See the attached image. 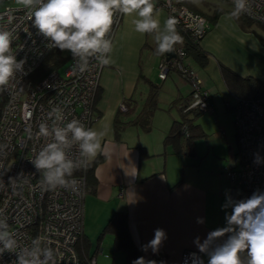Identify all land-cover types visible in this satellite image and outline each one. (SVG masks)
Listing matches in <instances>:
<instances>
[{"label": "crops", "instance_id": "1", "mask_svg": "<svg viewBox=\"0 0 264 264\" xmlns=\"http://www.w3.org/2000/svg\"><path fill=\"white\" fill-rule=\"evenodd\" d=\"M157 12L163 24L166 12L163 9ZM134 18L122 15L111 39L112 63L102 70L95 96L92 114L96 118L90 127L108 129L102 141L108 154H99L95 163H91L82 205L81 239L83 247H87V252H83L96 258L95 255L102 252V247L97 246L102 244L104 234L110 237L113 249V235L103 230L114 212L124 211L131 238L141 257L152 260L161 253L164 259L160 264H179L183 250L198 252L193 243L195 237L203 240L210 231L224 226L225 211L221 210V205L226 192H220L215 199L216 195L203 187L201 180L185 179L175 165L174 157L184 154L173 153L164 144V138L176 120L171 108L175 107L181 117L176 107L179 105L173 103L185 101L191 87L178 83L173 75L177 72L173 70L163 80L158 74L156 81L151 79L161 56L155 51L152 35L142 36L134 31ZM234 20L227 12L218 15L200 41L208 54L206 64L201 67L190 61L202 87L210 94L213 113L217 97L226 109L227 103L236 98L222 78L221 65L240 76L264 81V46L244 32H236ZM154 85L157 90L153 92ZM163 88L168 90L164 97ZM157 111L166 113L161 125ZM154 126L158 129L154 130ZM193 145L195 154V142ZM227 193L233 198L236 194ZM132 199L135 203H129ZM197 218L204 222L198 224ZM157 228L165 230L167 239L157 252L150 248L143 251L142 246L153 239ZM203 258L207 262V257Z\"/></svg>", "mask_w": 264, "mask_h": 264}, {"label": "built area", "instance_id": "2", "mask_svg": "<svg viewBox=\"0 0 264 264\" xmlns=\"http://www.w3.org/2000/svg\"><path fill=\"white\" fill-rule=\"evenodd\" d=\"M225 1L234 7L233 0ZM159 7L165 10L167 18L174 17L176 25L187 31L192 40L198 41L209 29V22L203 15L174 0H164ZM242 15L264 25V0H248V11ZM121 17L120 13L114 16L109 39H112ZM194 17H202L206 22L199 32L190 27ZM28 26L31 36L24 32ZM0 29L13 30L19 36L13 46H23L17 51V59H26L24 69L27 73L18 75L0 91V210H3L8 230L15 234L21 247L29 246L37 236L50 242L49 246L56 250L54 264H99L93 255L81 254L77 249L82 237V205L88 189L85 168L79 169L81 174L73 176L80 182L76 191L62 188L45 190L41 184V173L31 161L46 144L52 142L51 136L39 135L41 123L51 128L78 119L86 127L91 126L96 118L92 114L91 103L105 65L92 58L84 72L74 71L76 62L69 53L63 75L52 70L40 78L36 75L32 83L31 76L49 53L44 46L46 41L31 27L27 10L22 5L0 9ZM174 53L173 58L167 60L164 56L160 60L158 77L163 80L170 69L177 72L191 87L190 105L194 98L199 97L204 106L196 109L213 112L210 94L202 87L195 70L184 62L185 51L180 43L174 48ZM54 108L63 112L62 121L49 118ZM227 108L233 115L239 161L235 167H229L226 174L232 185L243 188L250 195L256 189L264 191V163H254L255 154L264 158V98L236 97L227 103ZM69 155L78 159V148L73 147ZM193 252L197 251L183 250L179 264H184ZM0 264H15V255H0Z\"/></svg>", "mask_w": 264, "mask_h": 264}, {"label": "clouds", "instance_id": "3", "mask_svg": "<svg viewBox=\"0 0 264 264\" xmlns=\"http://www.w3.org/2000/svg\"><path fill=\"white\" fill-rule=\"evenodd\" d=\"M27 10L31 27L42 36L45 48L49 51L58 49L69 52L76 62L73 70L84 72L90 59L94 58L100 65L112 63V41L108 38L112 29L114 16L120 13L134 16V31L152 35L156 43V53L164 55L174 51L183 37L177 32V20L168 17L163 24L159 19L153 0H17ZM234 10L231 16L238 18L248 11V0H233ZM190 27L199 32L206 23L202 17H194ZM24 32L31 36L29 26ZM19 36L13 30L0 29V91L18 75H26L24 65L26 59H17L18 49L22 45L14 43ZM204 106L202 98H194L189 110ZM55 121L64 119L63 112L54 108L49 118ZM108 129L86 127L78 119H72L64 126L49 127L46 123L39 126V135L52 137L31 161L35 169L41 173V184L45 190L62 188L76 191L79 181L73 177L75 171L87 168L99 154L107 155L102 141ZM78 148L79 158L73 159L69 152ZM254 163H264V158L255 154ZM129 203H135L132 199ZM231 209V211H227ZM225 211V224L210 231L201 240L199 236L193 240L198 249L189 254L184 264H264V191L256 189L246 199L236 200L226 192L225 202L221 205ZM197 218V223H203ZM9 225L0 210V255H15V264H54L56 250L49 246L44 238L37 236L29 246L21 247L15 234L8 230ZM167 239L164 229L154 230V237L143 251L149 248L155 253L162 242ZM203 254V255H200ZM133 264H155L139 257Z\"/></svg>", "mask_w": 264, "mask_h": 264}, {"label": "trees", "instance_id": "4", "mask_svg": "<svg viewBox=\"0 0 264 264\" xmlns=\"http://www.w3.org/2000/svg\"><path fill=\"white\" fill-rule=\"evenodd\" d=\"M163 1L164 0H153L156 10L161 9L159 6L162 4ZM175 1L176 3L183 4L187 6L189 9H192L200 13L201 15H203L209 22V25L210 23L213 24L216 21V18L218 17V15L227 11L226 8L217 5L213 1L211 2L207 0L203 1V3L206 6L205 10L197 7L191 0H175ZM222 1L225 2V0H222ZM240 17L243 20H245L247 23L254 22L242 14L240 15ZM260 26L264 27V25H260ZM176 30L183 37V41L180 44L183 50L185 51L184 62L188 64L189 66H191V64L185 61L188 58L190 59V61L203 67L206 64L207 59H208L207 52L204 51L202 47L200 46V41L203 37L200 38L198 41L192 40L189 33L183 30L180 26L176 25ZM160 56L162 59L165 55H160ZM67 58H68V55L64 56L60 50L53 49L49 51V53L46 55V57L44 58L42 63L39 65V67L34 71V74L35 72H37L36 74L38 78H40L52 70H57L58 67L62 63L67 62ZM221 75H222V78L227 88L235 97L244 98V99L264 98V81L251 77V76H240L236 74L235 72L231 71L229 68H227L224 65H221ZM97 90H96V93H97ZM156 90H157V86L154 85L153 92ZM96 93L91 103V111H93V108H94ZM150 96H151V101H152L154 99V94ZM180 102H178L177 100L173 103V105L180 106V108L179 106H176V107L180 109L179 111H180L181 117L180 119L173 121L168 133L166 134L164 138V144L167 147H169L173 153L193 155L194 139L199 136L205 135V132L202 130L199 124L194 123L193 120L194 118L199 116L201 113H203V111H199L196 108L189 110L188 106L191 103L190 93L188 95V98L185 101H180ZM190 113L193 114V117H188ZM93 163L95 162L93 161ZM91 167L92 165L90 164L85 169V172H84L85 179H86V186H87V181H88L90 170L92 169ZM79 174H81V171L77 170L74 172L73 176H76ZM231 186L233 188L232 192L235 193V190H234L235 185L231 184ZM249 196L250 194L248 193V191L241 188V191L238 194V196L234 194V199L236 200L246 199ZM103 232H109L113 235V249L124 252L125 264H133V261L141 257V254L137 246L134 244L131 238L128 225H127V215L124 211L114 212L113 215L108 220V222L106 223L105 229L103 230ZM82 243L83 242L81 239V241L77 244V249L79 250L81 254H84V252L80 251V249H82L80 247V244ZM163 259H164V255L161 253H158L153 257L151 261H155V264H160L163 261Z\"/></svg>", "mask_w": 264, "mask_h": 264}, {"label": "rangeland", "instance_id": "5", "mask_svg": "<svg viewBox=\"0 0 264 264\" xmlns=\"http://www.w3.org/2000/svg\"><path fill=\"white\" fill-rule=\"evenodd\" d=\"M191 1L200 9H206L205 4L203 3V1L205 0ZM207 1H213L216 4L218 3L219 5L227 9V13L231 14L232 10H234V7L226 1ZM5 6L16 7L21 5L17 3V0H0V9L4 8ZM234 19V23L237 24L236 32H244L246 36H249V38H252L253 40L259 42L261 46H264V27L258 25L256 22L247 23L240 16ZM177 45H179V43H177L175 47ZM62 54L64 56H67L69 52L65 51L62 52ZM185 61L191 64L190 59L187 58ZM65 67L66 62L62 63L58 67L57 71L60 75L64 74ZM191 67L193 68L192 65ZM171 70L172 69H170V71ZM158 72L159 67L157 66L151 76L152 80L156 81ZM36 73L37 72H35V74L31 76L30 82L33 83L35 81L34 78L37 75ZM173 75L176 76V80L178 83L181 82L187 84L188 87L190 86L188 83L182 80L181 76L177 73H173ZM188 87L186 88L188 89ZM167 91V89H162L163 97L165 93H168ZM216 101L215 113L211 112L210 109H207L193 120L194 123H198L199 125H201L205 132L204 136L202 135L194 139L195 154L189 156L183 155L174 157L176 160L174 163L176 166H179L180 171H182L181 174L184 176V178L201 180V182L203 183V187H206V189H208L211 194L216 195L215 199H217V196L220 192L232 193L233 188L226 174V170L229 167H235L239 161L238 146L236 138L234 137L235 128L232 119V112L226 109L222 100H220L218 97L216 98ZM171 110V112L175 114L176 120L180 119L179 113L177 112L176 108L172 107ZM158 112H160V122L158 123L159 125H161L163 116H165L166 113L157 111V113ZM188 117H193V114L190 113ZM154 128H156L154 130L158 129L157 126H154ZM156 132L158 131H155L154 134H157ZM234 190L236 195L238 196L241 188L239 186H235ZM104 235L105 236L103 237L102 244L97 246V248L102 247V252L95 255L97 262L99 264H125L124 254L122 252L113 250L111 246L112 244L110 243V237L107 234ZM80 247L85 252H87V247H83V244H80ZM82 249H80L81 252H83Z\"/></svg>", "mask_w": 264, "mask_h": 264}, {"label": "water", "instance_id": "6", "mask_svg": "<svg viewBox=\"0 0 264 264\" xmlns=\"http://www.w3.org/2000/svg\"><path fill=\"white\" fill-rule=\"evenodd\" d=\"M165 55V59H170V58H172L173 56H174V52H171V53H166V54H164Z\"/></svg>", "mask_w": 264, "mask_h": 264}]
</instances>
